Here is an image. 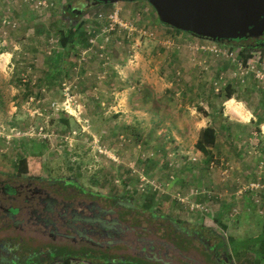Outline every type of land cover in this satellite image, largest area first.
<instances>
[{"label": "rangeland", "instance_id": "obj_1", "mask_svg": "<svg viewBox=\"0 0 264 264\" xmlns=\"http://www.w3.org/2000/svg\"><path fill=\"white\" fill-rule=\"evenodd\" d=\"M66 5L77 9V19H70ZM114 12L127 27L113 24ZM130 25H145L151 36L128 35ZM82 27L79 49L63 48L62 66H48L60 49L59 32ZM199 42L163 25L146 0L94 6L87 0H0V50L11 54L0 69V169L11 171L25 160L30 168L42 165L138 206L155 193L146 210L154 223L164 216L202 226L227 250L232 239L260 234L264 133L253 125L223 129L219 92L231 85L242 101L239 110L264 115V82L255 76L264 75V53L248 42L222 45L233 49L241 68L225 53L199 50ZM243 43L252 48L246 62L239 56ZM196 106L215 115L217 145L207 163L195 148L204 117ZM163 230L172 233L171 227ZM202 251L197 247L194 255L215 264ZM232 264L264 261L234 254Z\"/></svg>", "mask_w": 264, "mask_h": 264}, {"label": "flooded vegetation", "instance_id": "obj_2", "mask_svg": "<svg viewBox=\"0 0 264 264\" xmlns=\"http://www.w3.org/2000/svg\"><path fill=\"white\" fill-rule=\"evenodd\" d=\"M243 40L264 46V35ZM146 210L18 162L11 171L0 169V264H203L197 247L207 260L219 255L211 235L169 217L154 223Z\"/></svg>", "mask_w": 264, "mask_h": 264}, {"label": "water", "instance_id": "obj_3", "mask_svg": "<svg viewBox=\"0 0 264 264\" xmlns=\"http://www.w3.org/2000/svg\"><path fill=\"white\" fill-rule=\"evenodd\" d=\"M118 3L136 0H87ZM159 21L172 28L214 42L264 35V0H146ZM74 11H77L74 8ZM80 12V11H78Z\"/></svg>", "mask_w": 264, "mask_h": 264}, {"label": "trees", "instance_id": "obj_4", "mask_svg": "<svg viewBox=\"0 0 264 264\" xmlns=\"http://www.w3.org/2000/svg\"><path fill=\"white\" fill-rule=\"evenodd\" d=\"M69 5H66V7L64 8L65 12L67 14L70 15V19L72 20L74 17L77 19L76 15V11L73 12L72 10L69 9L68 7ZM164 25V24H163ZM166 26V25H165ZM169 29L174 30L176 33H183V31L172 28L170 26H167ZM185 34L191 35L190 33L185 32ZM59 45L58 47H60V49L58 51H54L52 53V59L50 61L51 66H54L55 69H57V66H62V54H63V48H68L71 47L73 49H79L77 47L78 45V37H80L82 40L84 39V37H86L85 34V30L81 28L79 29H72L69 30L68 32L61 30L59 32ZM78 36V37H77ZM198 40L200 42H202L203 40H208V39H200L198 38ZM72 42V43H71ZM239 43V42H244L245 41L243 39L240 40H231L229 42H216L221 48L224 47L222 45H233L232 43ZM240 44L239 45V49H240V54L239 56L242 58L243 61H247L249 59L252 58V48L249 45L246 44ZM236 47V46H235ZM259 49L264 53V46L263 47H259ZM230 50V49H229ZM233 50V49H231ZM76 51V50H75ZM0 52H2V50H0ZM60 63V64H59ZM65 67H68V65L63 62ZM42 81H40L41 83ZM43 84V83H41ZM221 95L224 96V99H230V98H234L235 96V91L232 88L231 85H226L224 90L222 92H219ZM218 94V93H217ZM196 109L198 112L202 113L204 116L209 115V113L201 107L196 106ZM63 123L69 126V121L68 120H63ZM222 128L225 129L227 132H229L230 127L228 125L224 126L222 125ZM217 136H218V132L215 129V127L211 126V125H207L204 128L200 129L197 140L195 142V148L201 152L203 154V156L205 157V162H209V160L212 159V157L214 156L213 153V148L215 147V145H217ZM156 194L155 193H151L148 194L144 197L143 200V208L144 209H148L151 207L153 201L155 200ZM221 227H223L224 229L226 228V225L221 224ZM201 232L206 233V235H204V237L207 235H211L213 237L212 242L215 246V249L219 250V255H217L214 260L215 264H232L233 261V256L235 255H251L255 258H258L260 260L264 261V225L262 226V231L260 234L248 238V239H242V240H237V239H232L231 240V245H230V249L227 250V244L224 242V240L216 235L215 232H212L205 228H203L202 226L198 228ZM211 232V234H210ZM215 233V234H214Z\"/></svg>", "mask_w": 264, "mask_h": 264}, {"label": "crops", "instance_id": "obj_5", "mask_svg": "<svg viewBox=\"0 0 264 264\" xmlns=\"http://www.w3.org/2000/svg\"><path fill=\"white\" fill-rule=\"evenodd\" d=\"M193 38L198 39L195 36H193ZM10 57H11V54L9 52L3 51L0 53V69L1 70H4V67L7 66V64L9 63ZM49 57H51V55ZM48 66H51V64H49ZM32 82L35 83L36 80H32ZM232 101H234L235 104H232ZM241 102H242L241 100L235 97L234 98L232 97L230 99H223V105L225 108L222 114V117H225L223 122H225L230 127L231 130L232 128L235 130L239 129L240 127H242V125H249V126L253 125L254 129L258 127L262 130V133H264V115H260L256 112H253L250 109L239 110L236 107L237 106L236 104L241 103ZM212 117L215 118L214 112L212 114L209 113V115L204 116L202 119L203 125L200 129L204 128L207 125H211L215 127L214 123L211 122ZM239 117H242L243 119ZM204 118L206 119V121L204 120ZM231 119H235V120H231ZM240 121L242 122L240 123Z\"/></svg>", "mask_w": 264, "mask_h": 264}, {"label": "built area", "instance_id": "obj_6", "mask_svg": "<svg viewBox=\"0 0 264 264\" xmlns=\"http://www.w3.org/2000/svg\"><path fill=\"white\" fill-rule=\"evenodd\" d=\"M110 19H112L113 24H118L121 26H126V24L123 23L122 20H120L117 16V12H114L113 14L110 15ZM1 23L2 24H9L8 20H6V18H1ZM128 35L130 34V32L132 33L133 31H137L139 34L145 35V36H151V33L148 32V30L145 28V25H141L140 27H133L130 25V28L128 30ZM106 40H110L109 37H106ZM90 43H93L94 40L93 38L89 40ZM200 44L198 45V49L203 51V52H211V53H225L228 57H231V59L233 61L238 62V66L242 68V63H239L238 60H236V56H234L233 51L232 50H228V49H221V47L214 41L211 40H203L202 42H199ZM228 51V54H227ZM246 67H249L250 69H253L254 65L253 64H247ZM256 77L260 80L264 82V75L260 72V71H256ZM264 87V84H263ZM67 90V88H66ZM68 96H71L69 94V92L65 93Z\"/></svg>", "mask_w": 264, "mask_h": 264}]
</instances>
